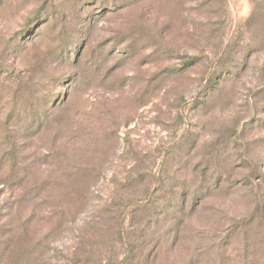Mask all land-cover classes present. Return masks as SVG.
<instances>
[{
	"label": "rangeland",
	"instance_id": "obj_1",
	"mask_svg": "<svg viewBox=\"0 0 264 264\" xmlns=\"http://www.w3.org/2000/svg\"><path fill=\"white\" fill-rule=\"evenodd\" d=\"M143 243L264 264V0H0V260Z\"/></svg>",
	"mask_w": 264,
	"mask_h": 264
},
{
	"label": "trees",
	"instance_id": "obj_2",
	"mask_svg": "<svg viewBox=\"0 0 264 264\" xmlns=\"http://www.w3.org/2000/svg\"><path fill=\"white\" fill-rule=\"evenodd\" d=\"M149 205H151V202H144L143 207L145 208L146 206L148 207ZM195 205L194 203L190 204L187 203V201H184L181 203V205L178 203L176 204V207L173 208L172 212H170L169 217L167 219V221H171V227H169V233L171 232H177V236L178 234H181L182 232V228L184 226V221L192 215V212L195 210ZM144 211V210H143ZM161 216V215H160ZM144 231H148V229H145ZM159 234V233H158ZM87 235V234H86ZM88 236H92V233H89ZM176 236V237H177ZM83 238V237H81ZM85 238V237H84ZM129 244V243H128ZM126 245V252L124 257L119 261V260H114V261H108V264H139L142 259H143V251L146 250V244L143 243L140 246H137L135 249L138 250L137 255H134V247H130V245ZM84 249L85 252V259H77L76 255L78 253V250L75 251V253H73V255L70 258L65 259V263L64 264H87V252L86 249ZM137 252V251H136ZM135 252V253H136ZM134 255V256H133ZM105 263V264H107ZM0 264H8L5 262V260H0ZM101 264V263H100Z\"/></svg>",
	"mask_w": 264,
	"mask_h": 264
}]
</instances>
